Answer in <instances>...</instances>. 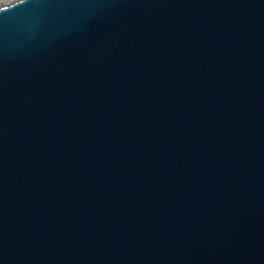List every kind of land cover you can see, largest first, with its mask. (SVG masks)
I'll return each mask as SVG.
<instances>
[{
	"label": "water",
	"instance_id": "water-1",
	"mask_svg": "<svg viewBox=\"0 0 264 264\" xmlns=\"http://www.w3.org/2000/svg\"><path fill=\"white\" fill-rule=\"evenodd\" d=\"M0 264H264V0L0 3Z\"/></svg>",
	"mask_w": 264,
	"mask_h": 264
},
{
	"label": "built area",
	"instance_id": "built-area-1",
	"mask_svg": "<svg viewBox=\"0 0 264 264\" xmlns=\"http://www.w3.org/2000/svg\"><path fill=\"white\" fill-rule=\"evenodd\" d=\"M7 1V0H6ZM4 2V0H0V3Z\"/></svg>",
	"mask_w": 264,
	"mask_h": 264
}]
</instances>
